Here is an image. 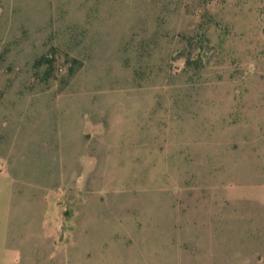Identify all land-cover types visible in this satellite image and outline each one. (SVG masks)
Listing matches in <instances>:
<instances>
[{"label":"rangeland","instance_id":"rangeland-1","mask_svg":"<svg viewBox=\"0 0 264 264\" xmlns=\"http://www.w3.org/2000/svg\"><path fill=\"white\" fill-rule=\"evenodd\" d=\"M0 264H264V0H0Z\"/></svg>","mask_w":264,"mask_h":264}]
</instances>
